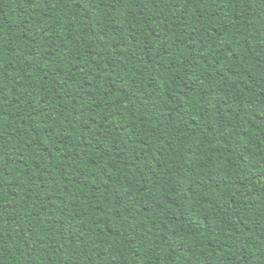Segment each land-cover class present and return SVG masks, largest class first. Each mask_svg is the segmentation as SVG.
I'll return each mask as SVG.
<instances>
[{
  "label": "trees",
  "instance_id": "16d2710c",
  "mask_svg": "<svg viewBox=\"0 0 264 264\" xmlns=\"http://www.w3.org/2000/svg\"><path fill=\"white\" fill-rule=\"evenodd\" d=\"M0 264H264V0H0Z\"/></svg>",
  "mask_w": 264,
  "mask_h": 264
}]
</instances>
